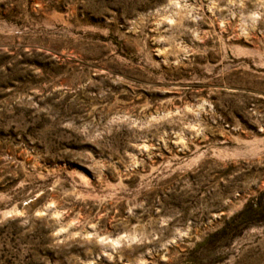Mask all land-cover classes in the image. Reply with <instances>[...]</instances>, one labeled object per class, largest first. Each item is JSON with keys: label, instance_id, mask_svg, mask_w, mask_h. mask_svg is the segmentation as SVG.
<instances>
[{"label": "rangeland", "instance_id": "374dc122", "mask_svg": "<svg viewBox=\"0 0 264 264\" xmlns=\"http://www.w3.org/2000/svg\"><path fill=\"white\" fill-rule=\"evenodd\" d=\"M0 264H264V0H0Z\"/></svg>", "mask_w": 264, "mask_h": 264}]
</instances>
